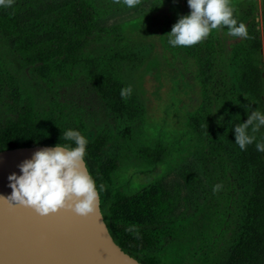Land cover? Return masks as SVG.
<instances>
[{"label":"trees","instance_id":"trees-1","mask_svg":"<svg viewBox=\"0 0 264 264\" xmlns=\"http://www.w3.org/2000/svg\"><path fill=\"white\" fill-rule=\"evenodd\" d=\"M177 1L183 2L184 9L189 10L184 0H159L165 7L159 42L164 58L169 57L176 64L179 78L180 74H188L189 79V71L196 76L193 81L198 87L201 104L188 114L186 127L199 142L207 174L217 175L225 188L221 197L223 204L214 223L216 236L209 241L206 249L209 251L205 252L209 257L205 258L210 259L215 252L214 264H264V153L257 152L254 144L241 151L234 144L231 131L234 125L246 121L248 108L260 110L262 107H254L244 96L231 93L226 97V103L235 104L238 114H232L231 110L218 114L219 98L213 105L211 94L220 83L228 85V81L215 76L222 67L220 61L224 55L221 37L218 30H213L195 46L171 48L165 35L176 23ZM253 14L247 15L251 24L255 21ZM249 28L255 30V26L248 25V35ZM103 32L95 9L87 1L62 0L38 8L35 0H14L11 7H0V37L52 95L46 107L39 109L30 91L19 94L22 79L13 72L4 53L5 47L0 44V97L6 109L0 116V152L64 144L63 133L69 129L79 131L87 138L83 116L53 95V86L58 83L69 85L77 70H83L112 112L125 114L130 119L136 115L144 116V109L131 93L126 92L127 88L97 57L88 55ZM247 78L245 75L235 83L248 86L250 80ZM233 85L227 86L226 95ZM242 104L247 107L240 108ZM259 136L257 134L258 139ZM88 141L85 161L98 188L103 185L100 207L114 242L141 264H161L163 259L154 253L155 250L168 240L182 238L186 242L188 237H183L189 233V228L166 219L169 200L158 192L153 193L145 187L132 188L117 181L119 160L105 158L110 145L107 134ZM166 154L167 149L160 140L142 143L136 150V158L141 162L139 171L155 173L164 165ZM115 214L121 218L113 222Z\"/></svg>","mask_w":264,"mask_h":264},{"label":"rangeland","instance_id":"rangeland-1","mask_svg":"<svg viewBox=\"0 0 264 264\" xmlns=\"http://www.w3.org/2000/svg\"><path fill=\"white\" fill-rule=\"evenodd\" d=\"M61 1L35 0L38 8ZM80 1L91 3L104 29L88 55L97 57L110 74L127 89L131 88V94L144 109V116L136 115L130 119L125 114L112 112L102 102L83 70L73 74L69 85L55 84L54 97L71 105L83 116L88 140L92 141L101 134L110 137L105 158L119 160L116 178L120 184L127 183L132 188L145 187L153 193L158 192L169 200L166 219L182 228H189V233L186 232L183 237H188L186 242L182 238L168 240L155 250L154 253L163 259L161 264H214L217 253L214 252L209 259L205 258L209 257L205 252L209 251L206 250L209 241L216 236L214 223L223 204L221 197L225 188L217 175L212 172L207 174L199 142L186 127L188 114L201 101L198 87L193 81L196 77L193 71H189V79L188 74H180V79L176 64L163 56L159 31L165 7L159 0H140L131 9L113 3V0ZM230 4L238 22L244 23L246 28L249 24L254 25L255 30L249 28L250 34L246 39L229 36L226 29L218 30L224 55L220 61L222 67L215 76L228 81V85L220 83L215 93L211 94L210 101L214 105L219 98L217 107H221L218 114L225 110L238 114L235 104L226 103V97L234 93L244 96L250 105L262 107L260 110L264 112V0H230ZM188 13L183 2L177 1L176 21L179 16ZM249 13H254L255 21L252 24L247 18ZM0 44L5 47L4 53L13 72L22 79L19 94L30 91L37 107H46L52 95L10 51L7 41L1 37ZM245 75L250 80L248 86L235 83ZM231 83L234 85L230 87L228 96L225 94L226 88ZM239 107H247V104ZM5 112L3 98L0 97V116ZM157 140L162 141L167 149L165 163L155 173L144 174L139 171L141 162L136 158V150L142 143L151 144ZM214 186H218L215 191ZM120 218L119 214L113 215V222ZM201 253H204L203 257Z\"/></svg>","mask_w":264,"mask_h":264},{"label":"clouds","instance_id":"clouds-1","mask_svg":"<svg viewBox=\"0 0 264 264\" xmlns=\"http://www.w3.org/2000/svg\"><path fill=\"white\" fill-rule=\"evenodd\" d=\"M14 0H0V7L9 8ZM126 8H134L140 0H113ZM189 13L181 15L165 36L171 48H187L205 40L213 30L226 29L227 34L246 39V25L234 16L230 0H186ZM131 93V88L126 90ZM124 96L125 92L122 91ZM245 113L246 121L231 129L235 145L245 151L255 145L257 152L264 153V112L258 108ZM257 134H260L259 139ZM66 143H58L35 151L31 158L17 165L18 172L7 176V187L11 190L0 199L32 209L40 217L56 214L61 210L73 212L80 217L95 213L103 185L99 188L87 171L85 162L88 139L79 131L66 130ZM214 186V191L216 190ZM131 231V229H129Z\"/></svg>","mask_w":264,"mask_h":264},{"label":"water","instance_id":"water-1","mask_svg":"<svg viewBox=\"0 0 264 264\" xmlns=\"http://www.w3.org/2000/svg\"><path fill=\"white\" fill-rule=\"evenodd\" d=\"M46 147L53 146L0 152V195L10 194L7 176L13 172L19 174L17 165ZM0 264L141 263L114 242L99 197L95 213L88 217L67 210L40 217L30 208L0 199Z\"/></svg>","mask_w":264,"mask_h":264}]
</instances>
